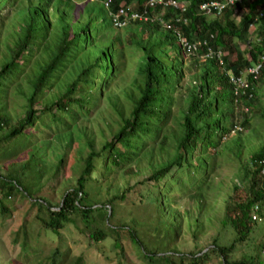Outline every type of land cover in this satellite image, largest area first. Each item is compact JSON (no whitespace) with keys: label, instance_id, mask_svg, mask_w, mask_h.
Segmentation results:
<instances>
[{"label":"trees","instance_id":"1","mask_svg":"<svg viewBox=\"0 0 264 264\" xmlns=\"http://www.w3.org/2000/svg\"><path fill=\"white\" fill-rule=\"evenodd\" d=\"M79 1L0 0V11L10 12L0 15V158L9 159L0 164V213L7 215L11 209L5 198L21 196L31 200L37 210L35 219L46 232L59 236L62 229L79 221L83 226L78 229L90 243L113 237L114 246L120 248L119 237L125 233L137 251L136 245L141 246L137 233L152 230L146 221L151 212L162 211L170 203L180 208L188 199L195 202L199 219L187 221L186 228H195L193 242L199 245L191 253L177 252L175 257L157 260L137 251L149 264H207L210 254L217 255L220 264H255L234 258H238L237 245L249 239L257 224L251 218L254 207L264 220V146L241 169L239 179L247 184L246 196L240 201L231 196L224 200L221 220L214 215L221 226L207 242L208 224L215 220L209 216L201 221L202 211L196 205L205 206V188L219 168L233 125L244 129L247 123L231 122L235 106L253 100L234 96L229 75H239L264 52V39L260 43L253 39L264 34L262 1L242 0L209 19L200 10L205 0H181L187 2V22L172 21V29L159 21L133 20L115 26L111 12L116 14L122 5L142 11L146 0H111L110 9L104 0H87L83 5ZM174 11L168 8L165 19ZM254 23L258 26L250 32ZM178 27L185 38H208L214 50H224V66L188 56L178 45ZM103 36L112 43L100 54ZM239 45L247 50L241 51ZM129 52L130 57L140 54L134 76L122 71ZM184 57L201 69L198 83L185 96L178 88L184 78ZM261 76L255 85L264 81ZM10 86L13 96L23 101L20 117L9 112ZM252 93L255 99V90ZM96 121L100 147L93 139L96 131H88ZM36 125L68 137L64 148L70 149L73 143L75 178L63 175L70 155L58 154L48 139H40ZM41 151L53 156L46 161V155H38ZM145 159L148 164L142 167ZM119 178L126 183L115 187ZM163 179L171 186L169 191H162ZM47 182L54 185L44 191ZM131 194L137 195L131 208L144 210L146 217L119 214L120 201ZM96 198L104 200V205H96ZM113 206L116 220L124 217L135 223L110 230ZM186 212L178 211L177 238L182 219H190L182 215ZM198 233L205 237L198 239Z\"/></svg>","mask_w":264,"mask_h":264},{"label":"rangeland","instance_id":"2","mask_svg":"<svg viewBox=\"0 0 264 264\" xmlns=\"http://www.w3.org/2000/svg\"><path fill=\"white\" fill-rule=\"evenodd\" d=\"M8 13L10 14L9 10L0 11L1 16ZM85 16L88 17V14L84 10V16L82 15V20L84 21L86 20ZM238 16L239 13L236 14L237 19H239ZM5 20L7 22L8 18H5ZM257 26L258 23L256 24ZM160 35L162 34L160 33ZM111 43L112 40H107V37L103 36L100 39V54L106 51ZM242 48L243 50H247L245 45H242ZM131 52L125 56L124 64L122 65V71L127 76H134V65L137 64L140 56V54H137L130 57V54H133ZM184 60L186 61L184 65V78L180 81L178 88L181 89V92L185 96V92H192L193 86L198 83L196 78L200 74L201 69L195 66V62L191 61L194 64L188 63V59L185 57ZM7 100L10 106L9 112L14 117H20L23 101L13 96L12 86L8 89ZM247 106L249 107V111L246 113L242 111L241 103L235 106L234 117L231 119V122L240 123L245 120L247 123L243 131L231 134L226 141L225 152L221 153L218 159V162H220L219 168L216 172L214 171L210 184L205 188V191H207L205 206H200V203L196 205L198 211H202L200 215L201 221H205L209 216H212L215 220L214 215L221 220L225 199L231 196L235 201H240L246 196L247 184L239 179L240 176L242 177L241 169L249 164L252 154L264 146L263 80H260L256 85L255 99L253 98V101ZM98 124V121L89 124L88 131H96L94 132L93 139L97 142L98 147H100L102 136ZM35 128L41 133L40 139H48L51 142L50 146H54V151H57L58 154L68 153L70 155L63 175L69 180L75 178V173L71 170V165L75 163L74 156L72 155L74 152L72 150L73 143L70 149L64 148V145L69 140L68 137H59L57 133H52L54 129L50 127L47 128L48 132L44 129H39L38 125ZM105 133L108 135L109 132ZM35 135L34 137L38 140L39 135ZM20 141V139H16L17 143H20ZM35 142L33 141V143ZM56 146L59 150L56 149ZM43 154L46 155V161L49 160L50 156H53L46 151L38 152V155ZM8 160L0 158V164L9 163ZM141 164L142 167L147 166L148 162L145 159ZM19 176L21 175L19 174ZM182 176L185 177L184 174ZM166 181L167 179L161 181L162 191H169L171 189V186ZM125 183L126 179L119 178L114 186L117 187L119 184ZM46 184L48 185L46 186ZM52 185H54L53 182L45 183L43 190L47 191ZM54 197L55 200L58 199L57 195H54ZM136 199L137 195L131 194L127 200L120 201L123 206H121L119 214L131 212L132 214L136 213L137 216L141 215L142 218L146 217L147 214H145L144 210L131 208L132 202ZM93 202H96L98 206H102L105 203L100 198L93 199ZM194 203H191V200L185 199L181 204V209L176 203H170L162 211L151 212L150 217L146 221L152 226V230L146 234L137 233L138 241L141 242V246L136 245L137 251H140L142 254L147 253L152 255L157 260V258L175 257L177 256V252L191 253L195 250V246L199 245L198 243L194 245L193 242L195 228L193 230L186 228L187 221H191L195 216V220L199 219V213L193 207ZM5 205L11 209L9 212L6 211V213H9L7 215L0 213V264H149L141 254L133 249V244L125 233H122L119 237V241L123 242L120 248L119 246H114L113 237H108L100 243H90L87 237L80 233L78 228H82L83 225L79 221L77 224L70 223L68 228L61 230L59 236H55L50 232H46L39 225L35 219L37 210L31 205L30 199L13 195L5 198ZM147 210L150 211L149 208ZM179 210H188V212L182 215L184 218L188 217L190 219H182L177 238L175 225L180 220ZM134 223L124 217L119 221L116 220L115 206H113V214L109 217L110 230L119 227L128 228ZM208 226V238L204 242L216 237L221 225L220 222L218 223L215 220L213 223H209ZM204 237V234H197L198 239H203ZM209 248H213V246L210 245ZM235 250L238 251V258H234L235 260L243 257L242 259L255 262V264H264V220L257 221L249 239L247 238L245 242L237 245ZM207 251L204 250V253ZM185 264H188V262L185 261ZM207 264H220V259L217 255L210 254Z\"/></svg>","mask_w":264,"mask_h":264},{"label":"built area","instance_id":"3","mask_svg":"<svg viewBox=\"0 0 264 264\" xmlns=\"http://www.w3.org/2000/svg\"><path fill=\"white\" fill-rule=\"evenodd\" d=\"M242 0H205L200 5V10L207 17H218L224 13L226 8L234 6L237 2ZM261 8L260 16H264V0ZM106 8H111V0H104ZM168 8L176 10V14L172 15L168 19H165ZM186 10V4L178 0H147L142 11H138L131 6L122 5L116 14L113 15L114 24L116 27L124 26L130 21H159L162 26L172 29V21L177 23H186L187 20L182 16V13ZM181 27L175 29L178 45L188 56H196L201 60H216L221 66H224V58L226 56L222 49L214 50L209 43L208 38H202L197 41H191L185 38L181 34ZM251 32V31H250ZM215 35L212 34L211 37ZM257 42H261L264 39V34L255 36ZM264 74V52L257 57V59L246 67L239 75H229V82L233 86L234 96L238 99H244L250 101L253 99V87L254 83L258 81L261 75ZM237 102V100H236ZM248 106H243V112H248ZM242 131L243 128L238 125H233L232 133L236 131ZM264 164V161H261ZM258 207H254L251 218L254 221H261V218L257 214Z\"/></svg>","mask_w":264,"mask_h":264},{"label":"clouds","instance_id":"4","mask_svg":"<svg viewBox=\"0 0 264 264\" xmlns=\"http://www.w3.org/2000/svg\"><path fill=\"white\" fill-rule=\"evenodd\" d=\"M147 1V0H146ZM178 1H180V2H184L185 4H186V10H187V2L186 1H181V0H178ZM262 1V0H261ZM146 3V2H145ZM239 3V2H238ZM262 3H263V1H262ZM186 10L182 13V16L183 17H185L184 16V14H185V12H186ZM237 11H235V13H236ZM174 14H176V10L174 11V13H173V15ZM186 18V17H185ZM209 18V17H208ZM255 21H257V20H255ZM253 26V25H252ZM257 36V35H256ZM259 36V35H258ZM254 37V40L256 41V38L257 37H255V36H253ZM257 42V41H256ZM257 43H260V42H257ZM224 51V50H223ZM225 54H226V52H225ZM262 77V76H261ZM255 87H256V85H254V87H253V90H255ZM253 100V99H252ZM237 102H241V101H237ZM243 106H247L246 104H244V103H242V111H243ZM249 108V107H248ZM249 111V110H248ZM244 113H246V112H244ZM233 129V128H232ZM243 131V130H242ZM231 134H233L232 132H231Z\"/></svg>","mask_w":264,"mask_h":264},{"label":"crops","instance_id":"5","mask_svg":"<svg viewBox=\"0 0 264 264\" xmlns=\"http://www.w3.org/2000/svg\"><path fill=\"white\" fill-rule=\"evenodd\" d=\"M86 1H87V0H81V1H79V3H81L80 5H83ZM241 12H242V11H241ZM214 18H216V17H213V16L209 17V19H214ZM255 22H256V21H255ZM256 24H257V23H254L253 26L251 27V29H250L251 32H253V31L255 30ZM253 39H254V37H253ZM239 49H240L241 51H244L243 48H242V45H239Z\"/></svg>","mask_w":264,"mask_h":264}]
</instances>
